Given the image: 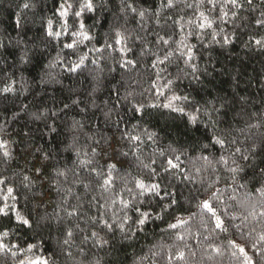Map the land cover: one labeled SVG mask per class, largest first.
<instances>
[{"label": "trees", "instance_id": "obj_1", "mask_svg": "<svg viewBox=\"0 0 264 264\" xmlns=\"http://www.w3.org/2000/svg\"><path fill=\"white\" fill-rule=\"evenodd\" d=\"M87 2L0 0V264H264V0Z\"/></svg>", "mask_w": 264, "mask_h": 264}, {"label": "snow or ice", "instance_id": "obj_2", "mask_svg": "<svg viewBox=\"0 0 264 264\" xmlns=\"http://www.w3.org/2000/svg\"><path fill=\"white\" fill-rule=\"evenodd\" d=\"M228 3H230L233 7H238L239 4H238V0H227ZM209 3H213V0H209ZM24 7H28L27 4L24 5ZM87 9L88 11H92V3H91V0H88L87 3H85L84 5H82V10L83 9ZM61 16H66L67 15V12L66 11H62L60 13ZM76 16H79L81 15L80 12H77L75 13ZM202 15V19H203V23L200 24V27L201 28H211L212 27V21L208 20L207 17L203 16ZM225 15H227V13H225ZM257 24H260V25H264V20H257L256 21ZM49 25H51V21H49ZM80 28L81 30H83L84 28V24L81 23L80 24ZM48 35L51 36V37H58L60 35L59 32H53L51 30V28H49V31H48ZM74 35H78L80 37H82L84 40H87V39H90V37L87 35V33H85L84 31H80L78 33H74ZM225 41H227V37H224ZM117 43H119V41H117ZM257 43H260L259 41H257ZM65 47L67 48H73V44L69 43V44H66ZM84 57H81V60H80V63L77 64L75 67H72V66H69L68 68V71L70 72H76L78 70V68L80 67L81 64H83L84 62ZM10 89H5V91H9ZM174 99H179V97H174ZM181 111H183L181 109ZM37 119H39V117H36ZM193 119H195L193 117ZM217 143H220L221 145L223 144L222 141L220 140H217L216 141ZM5 145L3 143H0V148H4ZM4 156L5 157H8L10 155V153L8 151H4ZM110 167H115L114 165H110ZM0 183H2V181H0ZM105 185L109 184L110 183V179L108 180H105ZM137 188L140 189V192H139V195L140 196H144L146 194H154L155 196H157L158 198H161L162 199V194H161V191H160V185L159 184H150V185H145L143 181H138L137 182ZM12 192H13V189L12 188H8L7 190V193L8 195L5 196L3 199L6 201L8 199L9 196L12 195ZM123 206L125 208L129 207V204L127 202H123ZM204 208H206L210 213H212L213 215H215V211L214 209L208 204L207 201L204 202ZM135 211L139 212V216L136 218V220L134 221L135 223H139L141 225L145 224L147 218H148V213L147 212H144V211H140L139 209H134ZM69 215H72V213H69ZM0 216H4V217H9L10 216V208H9V205L7 203H5L2 207H0ZM15 219L16 221L23 225V226H28V227H31V224H30V221L24 217H22L18 212L15 214ZM127 219H130V218H127ZM222 225V221L219 220V218L217 217V227H221ZM104 226L108 229H111L112 225L111 224H108L107 222H105ZM122 227V226H121ZM170 227H176V225H170ZM3 236H6L7 233H3L2 234ZM69 236H71V232L68 233ZM93 235L95 236L96 233H93ZM65 243H68V241L66 240ZM36 246L35 245H29L28 246V251L31 252L33 250V248H35ZM10 250L8 248V246L6 244H4L2 242V240H0V251H8ZM241 252H243V249H241ZM15 254V253H13ZM181 258H182V254H181ZM245 259L248 260L249 264H251V261H250V258L245 256ZM29 264H49L48 260L47 259H42V258H35V259H32L30 260Z\"/></svg>", "mask_w": 264, "mask_h": 264}]
</instances>
